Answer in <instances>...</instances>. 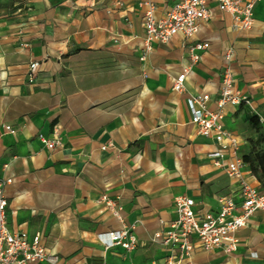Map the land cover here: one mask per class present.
Listing matches in <instances>:
<instances>
[{
    "label": "crops",
    "instance_id": "obj_1",
    "mask_svg": "<svg viewBox=\"0 0 264 264\" xmlns=\"http://www.w3.org/2000/svg\"><path fill=\"white\" fill-rule=\"evenodd\" d=\"M145 1L0 0V178L11 180L4 190L7 228L39 234L61 264H166L169 251L161 237L152 238L175 219V197L193 199L198 211L217 210L221 197L240 201L238 183L207 157L216 144L198 134L187 100L207 94L209 108L216 109L223 54L231 49L235 88L250 104L227 107L223 125L238 138L240 152L247 149L253 134L243 110L264 119V0L255 3L245 32L233 31L231 16L212 3L193 39L209 44L198 62L174 36L153 44L142 67ZM152 1L156 18L174 2ZM33 62L39 68L29 82ZM185 67L184 91L175 92L172 80ZM5 125L15 133L5 132ZM54 130L61 144L48 150L38 135L50 137ZM242 172L260 188L247 167ZM102 196L122 207L121 221ZM122 227L136 237V249H104L98 234ZM235 236L236 252L194 250L179 264H264V211Z\"/></svg>",
    "mask_w": 264,
    "mask_h": 264
},
{
    "label": "built area",
    "instance_id": "obj_2",
    "mask_svg": "<svg viewBox=\"0 0 264 264\" xmlns=\"http://www.w3.org/2000/svg\"><path fill=\"white\" fill-rule=\"evenodd\" d=\"M261 0H174L171 7L161 17L156 18L155 5L152 0L141 4L145 8L143 13L144 39L139 61L145 63L155 43H167L174 36H181L192 63L201 59V53L209 47L207 42H194V36L199 31L202 21L211 16L210 5L228 13L231 18V29L235 32H245L253 25V7ZM224 66L220 72V88L214 103L216 109L212 111L208 104L211 98L207 94L189 96L187 100L191 122L198 127V134L211 138L216 144V150L207 157L213 165L224 168L229 179L239 185V202L230 197L218 199L219 208L214 211H198L196 203L188 197H175L173 200L175 219L170 222L166 231L155 234L152 242L161 237V245L169 251L166 264H179L194 250L213 252L221 250L231 254L238 249L235 234L247 227L250 218L259 211H264V184L260 188L251 186L243 177L244 164L238 138L223 125V118L227 107L249 105L250 101L235 88L231 71L233 61L232 50L227 49L223 54ZM39 64L33 62L28 67L29 82L32 81ZM189 67L172 80L171 89L183 92ZM142 76L146 72L142 69ZM257 116V115H256ZM258 117V116H257ZM264 127V119L259 118ZM3 130L14 134L10 126H3ZM40 143L48 150H53L61 144L59 133L54 130L50 137L38 135ZM104 149V148H103ZM11 183L10 179L0 178V264H30L45 262L47 264H61L60 259L51 254L42 244L39 234L29 236L25 232L11 233L7 228L5 187ZM110 213L121 221L122 207L107 196H102ZM162 224V221H160ZM98 241L104 249L120 247L125 252H131L137 247L136 237L125 227L121 230L108 231L98 234ZM252 257H256L252 254Z\"/></svg>",
    "mask_w": 264,
    "mask_h": 264
},
{
    "label": "trees",
    "instance_id": "obj_3",
    "mask_svg": "<svg viewBox=\"0 0 264 264\" xmlns=\"http://www.w3.org/2000/svg\"><path fill=\"white\" fill-rule=\"evenodd\" d=\"M242 120L253 131V138L246 139L247 149L241 153L242 160L258 183L264 184V127L247 109L243 110Z\"/></svg>",
    "mask_w": 264,
    "mask_h": 264
},
{
    "label": "rangeland",
    "instance_id": "obj_4",
    "mask_svg": "<svg viewBox=\"0 0 264 264\" xmlns=\"http://www.w3.org/2000/svg\"><path fill=\"white\" fill-rule=\"evenodd\" d=\"M251 131V130H250ZM252 132V134H253V131H251ZM252 138H253V135H252ZM248 139V138H247Z\"/></svg>",
    "mask_w": 264,
    "mask_h": 264
}]
</instances>
